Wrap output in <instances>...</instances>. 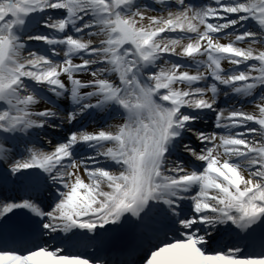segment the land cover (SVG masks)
<instances>
[{
	"label": "snow or ice",
	"instance_id": "snow-or-ice-1",
	"mask_svg": "<svg viewBox=\"0 0 264 264\" xmlns=\"http://www.w3.org/2000/svg\"><path fill=\"white\" fill-rule=\"evenodd\" d=\"M0 264H264V0H0Z\"/></svg>",
	"mask_w": 264,
	"mask_h": 264
}]
</instances>
